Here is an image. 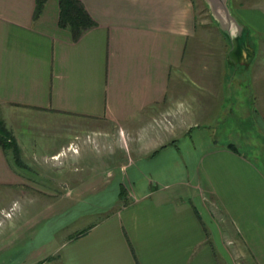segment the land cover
Here are the masks:
<instances>
[{
    "label": "crops",
    "instance_id": "1",
    "mask_svg": "<svg viewBox=\"0 0 264 264\" xmlns=\"http://www.w3.org/2000/svg\"><path fill=\"white\" fill-rule=\"evenodd\" d=\"M80 1L73 38L58 0H0V264H264V173L225 123L255 118L228 55L263 4L224 31L205 0Z\"/></svg>",
    "mask_w": 264,
    "mask_h": 264
},
{
    "label": "rangeland",
    "instance_id": "2",
    "mask_svg": "<svg viewBox=\"0 0 264 264\" xmlns=\"http://www.w3.org/2000/svg\"><path fill=\"white\" fill-rule=\"evenodd\" d=\"M256 2L258 4H263L262 7H264V0H257ZM244 18L248 21L246 16H244ZM252 19H254L255 22L248 24L249 35L247 43L242 46L240 54L230 53V55H228V59L230 61L231 84L232 88L234 87L235 89L234 95L240 98L241 101L239 105H243L246 110H250V114H252L255 118H226L225 123L227 129L230 130L232 128L233 131H236V137L241 140L244 146H242L243 149L241 148V151L249 158L251 157V159L255 161L258 168L264 173V33H259L257 31V29H263L264 31V16H262L259 20L256 16ZM234 64H237V66ZM237 80L240 81L239 84L236 83ZM254 94L257 95V103L252 100L255 98ZM246 100H249L247 107L245 102ZM163 119L168 121L166 117ZM247 148H249V150H246ZM95 203V199L83 200V209L85 211H95ZM36 204L37 202H33V204L30 203L28 206L36 208ZM16 206H22L25 211L26 199H18L17 203L14 201L9 207L14 209ZM9 207L3 212L6 216L10 214L11 210ZM93 219V216L85 215L83 216L81 223L84 225L86 221ZM0 225H7L4 218L0 221ZM45 236L46 233L39 232L38 235L35 236V241H40L39 239Z\"/></svg>",
    "mask_w": 264,
    "mask_h": 264
},
{
    "label": "trees",
    "instance_id": "3",
    "mask_svg": "<svg viewBox=\"0 0 264 264\" xmlns=\"http://www.w3.org/2000/svg\"><path fill=\"white\" fill-rule=\"evenodd\" d=\"M43 2L44 0H36L35 12H38ZM58 23L67 27L73 38H76L83 28L93 25L94 21L80 0H58ZM8 138L9 133L0 121V142L13 145L10 140L6 142Z\"/></svg>",
    "mask_w": 264,
    "mask_h": 264
},
{
    "label": "water",
    "instance_id": "4",
    "mask_svg": "<svg viewBox=\"0 0 264 264\" xmlns=\"http://www.w3.org/2000/svg\"><path fill=\"white\" fill-rule=\"evenodd\" d=\"M212 17L224 31L232 29L235 17L231 13L228 0H205ZM226 28V30L224 29Z\"/></svg>",
    "mask_w": 264,
    "mask_h": 264
}]
</instances>
